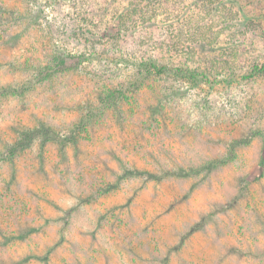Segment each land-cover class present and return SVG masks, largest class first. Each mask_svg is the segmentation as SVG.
<instances>
[{"label":"rangeland","instance_id":"rangeland-1","mask_svg":"<svg viewBox=\"0 0 264 264\" xmlns=\"http://www.w3.org/2000/svg\"><path fill=\"white\" fill-rule=\"evenodd\" d=\"M58 52L74 68L27 88ZM148 59L211 82L137 83ZM262 64L264 0H0V264H264V73L249 77ZM113 88L119 112L81 131L76 153L37 132L4 157L26 128L69 137ZM233 140L229 162L200 169ZM123 168L161 178L107 188Z\"/></svg>","mask_w":264,"mask_h":264},{"label":"trees","instance_id":"trees-1","mask_svg":"<svg viewBox=\"0 0 264 264\" xmlns=\"http://www.w3.org/2000/svg\"><path fill=\"white\" fill-rule=\"evenodd\" d=\"M67 56L64 55V53L58 52L54 53L51 57V59L46 63V65H41L34 73V76L28 79L27 82V88L33 87L36 83H40L42 81L48 80L51 78L54 74L59 72H64L69 69L74 68L73 64L67 62ZM76 66V63H75ZM170 73L172 75L179 76L181 78H187L189 79L193 84H199L201 82H211L209 77H207L204 73H200L197 70L186 66V65H179V66H170L166 64H160L157 61L153 59H148L145 61L140 62L137 65L136 68V77L135 81L137 83L141 82V79L146 78L147 76L151 75H160ZM264 73V64L257 66L255 65L249 74V77L254 76L255 74ZM246 77V75H245ZM7 87H5L6 89ZM25 90L23 88L17 89V88H8L7 90L3 91V95H16L21 96L23 95ZM124 96V91L121 89H107L103 90L100 93V96L98 98L97 104L89 105L85 112L80 113L77 121L73 123L72 126V132L69 137L66 138H59V136L53 131L51 127H45L40 126L38 130H36L35 133H33L34 129L26 128L22 130L19 134L14 137V139L7 143L8 146V152L4 155L8 161H12L14 157L20 153L24 148L29 146L34 139H36L37 132L40 134V137H38V140L40 141L41 146L49 142L50 140H54L59 144L58 152L60 156L65 159L66 155V146L70 142L73 145L74 152L76 153L79 150V133L83 131L86 127L91 126L93 123H95V118H98L105 109H111L112 111L115 110L116 112H119V102ZM260 136L261 142H262V157L260 159V164L264 165V134L258 133ZM69 143V144H70ZM238 143H241V141L233 140L232 143H230L227 153L222 158H214L205 161L200 165V169H207V170H213L216 167H219L221 165H225L227 162H229L233 156H234V149L235 146L238 145ZM175 170H179V167H177ZM198 170V168H197ZM138 171L134 170H126L123 168V172L119 173L116 176V180L109 181L106 184L107 188H114L118 186L119 180L121 177H125L128 174L138 175L143 174L142 178L145 180L148 179H155L156 181H159L161 177H157L152 175L147 170H142V172L137 173ZM122 174V175H120ZM187 175V173H186ZM119 176V177H118ZM164 176V175H163ZM28 229H24L23 232H27ZM3 243V242H0Z\"/></svg>","mask_w":264,"mask_h":264}]
</instances>
